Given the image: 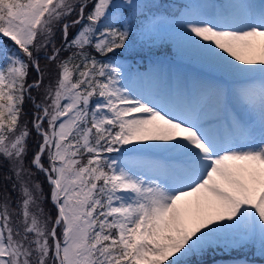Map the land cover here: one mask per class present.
<instances>
[{"label": "snow or ice", "instance_id": "obj_1", "mask_svg": "<svg viewBox=\"0 0 264 264\" xmlns=\"http://www.w3.org/2000/svg\"><path fill=\"white\" fill-rule=\"evenodd\" d=\"M164 39L199 71L128 62ZM249 253L264 260V0H0V264Z\"/></svg>", "mask_w": 264, "mask_h": 264}, {"label": "rangeland", "instance_id": "obj_2", "mask_svg": "<svg viewBox=\"0 0 264 264\" xmlns=\"http://www.w3.org/2000/svg\"><path fill=\"white\" fill-rule=\"evenodd\" d=\"M183 3H186L187 2V0H181ZM165 34H167V33H169V32H171V28L170 27H168V26H166L165 27ZM158 43H169L170 44V46H171V48H172V54H173V59H166L164 62L163 61H160V62H156V61H151L150 60V58H148V60H147V62L143 65V69H140L141 67H140V64L142 63L141 62V60H140V58L138 57V58H136V60L135 59H129V63H132V64H134V66H135V68L137 69V70H139L140 72H143V73H147V72H150V71H152V69H153V66L154 65H163L165 68H168L167 66L169 65L171 68H173L172 70L173 71H177V70H181V69H179V67L180 66H175V63H181V62H184V63H186V64H191V63H189V62H187V61H181L178 57H176L175 56V48H174V46L172 45V43H171V41L170 40H168V39H164V40H162V41H160V42H158ZM157 43V44H158ZM134 61H137V62H134ZM191 65H193V66H195V67H197L198 68V66L197 65H195V64H191ZM181 68V67H180ZM190 68H192L191 66H188L186 69V71L188 72V71H190ZM182 72H184V70H182ZM197 72H195L194 71V74H196ZM251 257V256H250ZM250 259H252L254 262H255V264H264V261H262V260H255L254 258H250Z\"/></svg>", "mask_w": 264, "mask_h": 264}, {"label": "trees", "instance_id": "obj_3", "mask_svg": "<svg viewBox=\"0 0 264 264\" xmlns=\"http://www.w3.org/2000/svg\"><path fill=\"white\" fill-rule=\"evenodd\" d=\"M155 0H151V2H153ZM168 2L167 0H160V4L161 3H166ZM148 48H145V50ZM151 52L154 54H160V55H169L170 50L166 47V46H155L151 49ZM34 75V73H33ZM45 191H47V185H45ZM48 207H51V205H48Z\"/></svg>", "mask_w": 264, "mask_h": 264}, {"label": "bare ground", "instance_id": "obj_4", "mask_svg": "<svg viewBox=\"0 0 264 264\" xmlns=\"http://www.w3.org/2000/svg\"><path fill=\"white\" fill-rule=\"evenodd\" d=\"M180 68V67H179ZM187 70V69H186ZM191 74H194V68H190Z\"/></svg>", "mask_w": 264, "mask_h": 264}]
</instances>
